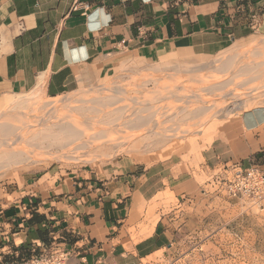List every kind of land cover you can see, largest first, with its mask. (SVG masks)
I'll list each match as a JSON object with an SVG mask.
<instances>
[{
    "label": "crops",
    "instance_id": "obj_1",
    "mask_svg": "<svg viewBox=\"0 0 264 264\" xmlns=\"http://www.w3.org/2000/svg\"><path fill=\"white\" fill-rule=\"evenodd\" d=\"M252 37H264V0H0V107L31 91L56 98L94 88L133 61L206 62ZM179 64L166 68H208ZM201 160L207 174L261 164L264 107L223 126ZM202 190L193 174L158 162L27 182L0 210V264H19L52 243L70 264H139L174 247L183 230L177 213ZM165 196L175 200L173 214L157 200L156 222L141 221Z\"/></svg>",
    "mask_w": 264,
    "mask_h": 264
},
{
    "label": "rangeland",
    "instance_id": "obj_2",
    "mask_svg": "<svg viewBox=\"0 0 264 264\" xmlns=\"http://www.w3.org/2000/svg\"><path fill=\"white\" fill-rule=\"evenodd\" d=\"M261 43H264V37H252L242 43L233 45L216 56L206 60V62H202L194 57L174 58L169 62H160L156 64H145L139 61H133L124 65L114 76L100 82L94 88H81L54 99L45 97L37 91H31L26 94H20V96H11L9 104L13 100H17L21 97L26 101L27 106H30L27 110L33 111L34 107L38 108L46 103V101H56L58 98H65L68 95L74 96L82 92L93 94L101 86L108 85H120L125 89V95L138 97L139 99L152 98L153 93L151 92L155 90L162 93V97H164L163 95L166 96V92L171 88H167V86L174 84H180L186 88L189 87L188 89L197 92V84L187 82V79L191 77L192 74H187L186 72L178 73L177 75H179V77H176L178 79L177 81L176 78H168L169 76L167 75L179 71L167 69L166 67L172 66L173 63L176 62L180 63L179 65L182 69L184 66L193 67L194 65L195 67L207 66L210 68L216 64V61L222 60L221 58L224 59L226 56L236 53L237 57L244 61L240 60L242 64L239 62V59L236 60V67L234 66L233 68L235 71L238 65L240 69L241 66H247L248 63H253L252 65H254L256 62L257 65H261L259 70L263 71L264 60H262L261 57L264 58V44ZM254 46H261L263 50L261 47L257 49V47L255 48ZM251 50L252 52L254 51V54ZM261 50L263 51L262 55ZM238 54L241 57L245 56L241 58ZM254 55H258L259 58ZM247 58L250 59L248 60ZM254 58L256 60H254ZM181 60L184 62H181ZM250 60L251 62H249ZM185 62L190 63V65ZM245 62L248 63L244 64ZM154 67L160 68V72L154 71L152 69ZM237 74L238 73L235 72V78H232V87L234 92L236 91L235 93L239 95V99H242L239 100L241 102V107L234 108L235 105L231 103V100H223L218 112H215V115L213 114L214 117L209 116V118H205L207 120L205 121L204 119L205 122L199 127H188L191 130L190 134L188 133L177 138L161 140L153 144L152 147H145L139 141L140 143L137 147V151L131 149V143L127 144L122 149H116L115 147H99L91 148L90 150L87 148L83 150V152H81V150L77 151L79 154L76 152V155H78V157L80 156V158L75 160L68 159L69 161L64 158L52 159L47 155H43V159V156L39 157L35 155L33 156L35 159L31 157L30 160L24 163L11 165L0 170V210L14 202L15 194L22 189L27 182H32L41 177L49 178L50 175L57 177L64 175L68 171L77 169L105 172L119 168L124 169L126 166H134L141 169L157 162L173 164L180 170L193 174L197 182L203 187L202 193L204 195L201 196L200 200L195 204L187 202L185 206L179 207L180 213H177L178 216L176 217L175 224L176 226H180L183 230L181 236L176 240L174 247L170 251L164 253L159 252L149 258L141 260L139 264H264V186L262 193L256 197L254 195L246 196L242 194L232 197L227 193L228 183L226 181L217 186L213 184V180L217 176L230 179L238 170L231 168L225 171L216 169L212 171V173L208 172L207 174L201 169V152L219 135V131L223 126L231 123L243 110L264 107V77L261 79V76H264L262 75L264 71L262 74L260 72L258 75H255L259 77V74H261L259 77L260 79L255 77L254 73L252 76L255 78L253 77L254 79L251 80L252 82L249 81L251 77L250 74H242V72L241 75L243 76ZM245 76L247 77L243 78ZM143 79H154V83L143 86L142 84L145 81ZM246 83L250 84V89L252 88L251 83L252 85L256 84L255 87L257 89H254V87L252 88L254 89L253 92L250 93L252 95H249V84ZM242 85H245L247 88H244ZM163 87H165V89L162 90ZM241 87L243 89H241ZM244 89L247 91H244ZM242 92L243 94L241 95L240 93ZM247 93L248 95H246ZM148 94L150 95L148 96ZM242 96L243 98H241ZM167 97L168 100L165 99L162 100L163 102L161 101L160 111H168V109L171 111L174 107L178 106V104L181 105V102H176L168 95ZM201 97L206 99V101H211V99L215 98V96L207 93L202 94ZM164 102L165 104H163ZM217 102L220 103L219 100ZM9 104L7 106H9ZM175 104L177 105L175 106ZM7 106L5 104L3 107H0V115L2 112L5 113H2V116L15 112V110ZM165 121L163 124L164 126L168 127L173 125L172 121ZM188 123L191 124L192 122ZM27 149V147L23 148V150ZM254 166L257 167L260 172L264 173V160H262L261 164L256 163ZM157 200L164 206L163 210L165 213L170 212L169 214H173L174 211L172 208L175 207L173 204L175 200H173L172 197L165 196L163 199L156 198L149 204L146 215L141 217V221L144 223L152 225L158 219V213L153 212L154 210L157 211ZM183 201L184 200H180V203L182 204Z\"/></svg>",
    "mask_w": 264,
    "mask_h": 264
},
{
    "label": "bare ground",
    "instance_id": "obj_3",
    "mask_svg": "<svg viewBox=\"0 0 264 264\" xmlns=\"http://www.w3.org/2000/svg\"><path fill=\"white\" fill-rule=\"evenodd\" d=\"M254 47L256 48L257 46ZM259 47L257 49H260ZM252 53L254 54V51ZM244 56L241 57L239 55L241 58H244ZM255 57H258V55ZM221 59L216 61V64L210 68L189 73L192 75L187 79V82L197 84V92H193L188 89L189 87L186 88L180 84L167 86V88L171 87L166 92L167 95L176 102H181V105L177 103L178 106H176L177 104H175L176 107L171 111L169 109L168 111H160L162 100H168L167 95L162 97V93L155 90L151 92L154 97L139 99L138 97L125 95V89L120 85L101 86L94 93L91 90L93 94L81 91L82 93L74 96L68 95L65 98H58L59 100L57 99L56 101L49 100V102L46 101L38 108L34 107L33 111L27 110L30 106H27L23 98L20 97L17 100H13L7 107L15 110V112L4 116H2V113H5L2 112L0 115V170L11 165L24 163L35 155L39 157L47 155L52 159L64 158L69 161L68 159L75 160L80 158V156L76 155V152L79 150L83 152L87 148L90 150L91 148L99 147L122 149L127 144L139 145L140 142L145 147H152L153 144L161 140L190 134L191 130L188 127L195 128L201 124L203 125V122L207 120L205 118H209V116L211 117L215 112H218L223 100H231V103L235 105L234 108L241 107L239 100L242 99H239V95L235 93L236 91L234 92L232 87V78H235V72L240 74L239 76H243L241 72L242 74H250L251 77L248 78L252 82L251 80L257 77L255 76L256 74L258 75L260 72L262 74L264 71V69L263 71L259 70L261 65H257V62H254V65H252L253 63L245 62L244 64L248 63L247 66H241L239 69L238 65V69L235 68V71L233 68L236 60L239 59V62L240 60L244 61L238 58L236 53ZM247 59L249 60L250 58ZM261 59L264 60L262 57ZM254 60L256 59L254 58ZM157 67L152 69L160 72V68ZM178 73L182 72L168 74L167 76L175 79L179 77ZM253 74L255 77L252 76ZM261 74L259 75L261 76ZM262 77L264 76H261V79ZM153 83L154 79H146L142 85L148 86ZM255 85L251 83L252 88L257 89ZM242 86L247 88L245 85ZM252 88L250 89L249 84V95H252L250 94L254 90ZM241 89L243 88L241 87ZM204 93L211 94L216 99L212 97L214 99L206 101V99L201 97ZM240 94L242 95L243 92ZM218 100L220 103L217 102ZM165 120L172 121L173 125L164 126ZM188 122L192 123L189 124ZM22 147H27L28 149L23 150Z\"/></svg>",
    "mask_w": 264,
    "mask_h": 264
},
{
    "label": "built area",
    "instance_id": "obj_4",
    "mask_svg": "<svg viewBox=\"0 0 264 264\" xmlns=\"http://www.w3.org/2000/svg\"><path fill=\"white\" fill-rule=\"evenodd\" d=\"M231 169L234 168L232 167ZM225 181L228 183L227 193L230 196L236 197L242 194L256 197L262 193L264 173L253 166L244 172L236 171L230 179L217 176L213 180V184L218 186ZM19 264H70V254L61 249L59 244L52 243L40 253L30 258L22 259Z\"/></svg>",
    "mask_w": 264,
    "mask_h": 264
}]
</instances>
